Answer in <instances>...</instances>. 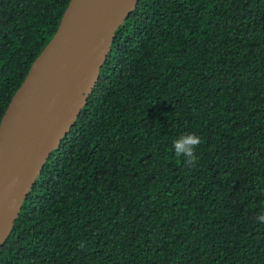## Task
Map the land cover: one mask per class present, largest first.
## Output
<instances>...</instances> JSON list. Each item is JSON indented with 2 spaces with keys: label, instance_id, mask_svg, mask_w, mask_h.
Wrapping results in <instances>:
<instances>
[{
  "label": "trees",
  "instance_id": "obj_1",
  "mask_svg": "<svg viewBox=\"0 0 264 264\" xmlns=\"http://www.w3.org/2000/svg\"><path fill=\"white\" fill-rule=\"evenodd\" d=\"M70 1L0 0V123ZM259 215L264 0H140L0 264H264Z\"/></svg>",
  "mask_w": 264,
  "mask_h": 264
},
{
  "label": "water",
  "instance_id": "obj_2",
  "mask_svg": "<svg viewBox=\"0 0 264 264\" xmlns=\"http://www.w3.org/2000/svg\"><path fill=\"white\" fill-rule=\"evenodd\" d=\"M140 0H71L0 123V254L52 153L87 105Z\"/></svg>",
  "mask_w": 264,
  "mask_h": 264
},
{
  "label": "clouds",
  "instance_id": "obj_3",
  "mask_svg": "<svg viewBox=\"0 0 264 264\" xmlns=\"http://www.w3.org/2000/svg\"><path fill=\"white\" fill-rule=\"evenodd\" d=\"M202 139L195 133L181 135L173 142V150L177 157H183L186 166H193L197 160V149ZM259 222H264V215L257 216Z\"/></svg>",
  "mask_w": 264,
  "mask_h": 264
}]
</instances>
